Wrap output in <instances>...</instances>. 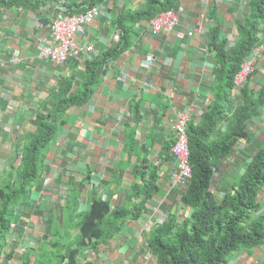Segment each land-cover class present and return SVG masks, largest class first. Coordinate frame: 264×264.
I'll use <instances>...</instances> for the list:
<instances>
[{
    "label": "crops",
    "instance_id": "0c3cea01",
    "mask_svg": "<svg viewBox=\"0 0 264 264\" xmlns=\"http://www.w3.org/2000/svg\"><path fill=\"white\" fill-rule=\"evenodd\" d=\"M35 2L31 10L20 4L0 6V60L6 61L0 65V163L11 155L17 135L34 129L31 119L37 101L46 99L60 80L84 71L86 61L116 45L122 35L116 24L119 15L145 5V0L97 2L101 6L94 21L75 37L76 44H91L93 51L55 65L37 57L46 36L35 29L33 16L48 21L58 8L71 13L87 7L88 2ZM175 9L178 24L168 34H153L148 19L137 21L129 29L125 50L105 62L89 100L68 109L67 123L46 155L47 182L35 196L37 207L25 212L35 239L43 234L44 221L67 205L71 179L84 184L80 211L97 196L108 199L112 208L131 205L128 192L132 185L149 179L153 169L157 177L156 190L142 206L144 211L137 218H126L121 231L101 245L99 253L87 256L89 264H156L147 248L150 230L171 217L180 222L190 216L192 209L180 199L181 188L170 180L174 110L193 107L190 122H199L214 97L215 60L207 47L209 32L217 27L221 38L235 43V21L248 12V0H179ZM177 30L183 32L181 39L175 37ZM261 45L248 84L252 88H258L264 79V41ZM14 54L19 63L8 62ZM147 55L153 57L151 62L145 60ZM246 130L247 136L237 138L227 155L210 161V189L216 195L221 193L217 190L221 181H234L244 173L247 161L255 154L252 144L264 142V112L249 121ZM259 199L264 210V187ZM80 260L85 263L84 258ZM227 264H264V243L241 249Z\"/></svg>",
    "mask_w": 264,
    "mask_h": 264
},
{
    "label": "trees",
    "instance_id": "16d2710c",
    "mask_svg": "<svg viewBox=\"0 0 264 264\" xmlns=\"http://www.w3.org/2000/svg\"><path fill=\"white\" fill-rule=\"evenodd\" d=\"M101 1L87 0V7L71 13L82 12ZM178 1L145 0L141 10L123 11L116 20L122 32L116 45L86 61L84 71L60 80L46 99L37 101L31 119L34 129L17 135L11 155L0 165V264H9L11 253L6 247L10 237L24 225L25 212L37 207L34 193L39 195L43 190L42 177L48 173L46 154L67 123L68 109L89 100L105 62L125 50L129 29L137 21L175 9ZM35 3V0H0V6L20 4L30 10ZM263 24L264 0H248V12L235 21L238 34L235 43L221 38L217 27L209 32L207 47L215 60L211 87L214 97L199 122L188 124L191 177L186 187L178 191L181 201L192 211L180 222L171 217L150 230L147 248L156 264H227L241 249L264 243V210L259 199L264 187V142L252 144L255 154L238 179L220 182L217 189L220 195L210 189L211 159L227 155L237 138L247 136L248 122L264 112V79L257 89L245 84L236 101L231 96L234 74L252 49L264 41ZM156 178L153 169L149 179L132 185L128 192L131 205L112 208L108 199L97 196L87 209L80 211L79 195L84 184L71 179L67 205L61 208L60 215L55 213L41 222L43 234L23 254L21 264H83L80 257L84 258V264H89L87 256L96 254L101 245L120 232L126 218H137L144 211L142 206L156 190Z\"/></svg>",
    "mask_w": 264,
    "mask_h": 264
},
{
    "label": "built area",
    "instance_id": "2783aa9c",
    "mask_svg": "<svg viewBox=\"0 0 264 264\" xmlns=\"http://www.w3.org/2000/svg\"><path fill=\"white\" fill-rule=\"evenodd\" d=\"M100 4H96L84 12L67 14L60 11L49 23H44L39 18L35 19L34 27L39 30H46L48 37L44 38L39 45L37 57L40 59H49L54 64H63L69 57H76L81 52L93 51V46L79 45L75 42V36L83 34L92 24L99 12ZM148 28L153 34L170 33L175 30L178 24L176 9H168L157 13L148 20ZM263 29V25H262ZM183 32L175 31V37L181 39ZM259 51V47L253 50V53ZM147 62H151L153 57L147 55ZM3 62V61H2ZM10 63H19V56L15 54L10 58ZM4 63V62H3ZM2 63V64H3ZM256 59L246 58L235 73L232 84V95L238 97L240 90L247 81L248 76L256 66ZM193 107H184L174 110L172 129L174 141L170 147L173 156L174 167L170 173V180L176 187H186L191 177V167L189 164L190 151L188 148V124L191 120ZM24 225L20 230L14 232L10 237V244L7 252L11 253L9 264H21V258L24 253L32 246L36 245L37 240L32 235L33 228L25 219ZM12 229H15L13 224ZM15 246L12 247L11 243ZM13 244V243H12Z\"/></svg>",
    "mask_w": 264,
    "mask_h": 264
},
{
    "label": "clouds",
    "instance_id": "9594fccd",
    "mask_svg": "<svg viewBox=\"0 0 264 264\" xmlns=\"http://www.w3.org/2000/svg\"><path fill=\"white\" fill-rule=\"evenodd\" d=\"M96 4H99V3H96ZM96 4H94V5H96ZM94 5H92V6H94ZM92 6L86 8V9H89V8H91ZM100 6H101V4H100ZM86 9H85V10H86ZM171 9H172V8H171ZM19 10H21V8H20ZM85 10H84V11H85ZM60 11H62L63 13H67V14L69 13V12L64 11L63 8H58V10L56 11V13L54 14V16H53L52 19H54L55 16L57 15V13H59ZM84 11H82V12H84ZM77 13H79V12H77ZM158 13H159V12H158ZM69 14H75V13H69ZM155 15H156V14H155ZM155 15H154V16H155ZM38 18H39L41 21H43L44 23H49V22L52 20V19H50V20H48V21H44V20H42L39 16L34 15V16H33V25H34V21H35V19H38ZM37 30H39V29H37ZM262 30H263V29H262ZM40 31H44V32H45V33H44L45 36H46L45 38H47V37L49 36L46 30H40ZM262 33H263V32H262ZM75 37H76V36H75ZM118 39H119V35H118ZM118 39H117V40H118ZM261 44H262V43H261ZM38 47H39V46H38ZM258 47H259V45H257V47H254L250 53H253V50H254L255 48H258ZM38 50H39V48H38ZM37 53H38V51H37ZM81 53H82V52H81ZM81 53H79V54H81ZM79 54H78V55H79ZM69 58H71V57H69ZM69 58H68V59H69ZM68 59H67V60H68ZM245 59H246V58H245ZM9 60H10V59H8V62H9ZM46 60H49V59H46ZM2 61H3L4 63H3ZM49 61H50V60H49ZM50 62H51V61H50ZM256 62H257V61H256ZM2 63H3V64H2ZM52 63H53V62H52ZM242 63H243V62H242ZM4 64H6V61H4V60H0V65L2 66V65H4ZM53 64H54V63H53ZM55 65H60V64H55ZM240 66H241V65H240ZM256 66H257V63H256ZM256 66H255L254 70L256 69ZM239 69H240V68H239ZM254 70H253V71H254ZM253 71H252V72H253ZM252 72H251V74L248 76L247 81H246L245 84H249L248 82H249L250 77H251L252 74H253ZM233 77H234V76H233ZM245 84H244V85H245ZM243 87H244V86H243ZM254 88H255V87H254ZM255 89H257V88H255ZM240 92H241V91H240ZM239 95H240V94H239ZM233 98L237 100V97H234V96H233ZM173 141H174V139H173ZM172 143H173V142H172ZM171 145H172V144H171ZM171 155H172V154H171ZM172 158H173V156H172ZM0 165H1V163H0ZM1 170H2V168L0 167V171H1ZM38 239H39V238H38ZM36 240H37V239H36ZM14 246H15V244L13 245V247H14Z\"/></svg>",
    "mask_w": 264,
    "mask_h": 264
},
{
    "label": "rangeland",
    "instance_id": "374dc122",
    "mask_svg": "<svg viewBox=\"0 0 264 264\" xmlns=\"http://www.w3.org/2000/svg\"><path fill=\"white\" fill-rule=\"evenodd\" d=\"M261 48H262V45L261 44H259V51L258 52H256V53H250L246 58H254V59H256L257 60V56H258V53L260 52V50H261ZM253 73V72H252ZM235 75V74H234ZM232 87L233 86H231V96L233 97V95H232ZM258 121H260V119H257ZM254 121V120H253ZM8 149V148H7ZM47 155V154H46ZM45 164H47V161H46V158H45ZM47 178V176H43L42 177V182H47L45 179ZM51 180V179H50ZM34 195H37L36 193H34ZM24 217V219H25V221H28L29 222V219H30V216L28 215V214H24L23 215ZM35 220L36 219H38L37 217L36 218H34ZM42 229V228H41ZM11 246L13 247V245L11 244ZM8 248L10 249V250H12L9 246H7L6 247V250H8ZM99 253V252H98Z\"/></svg>",
    "mask_w": 264,
    "mask_h": 264
}]
</instances>
